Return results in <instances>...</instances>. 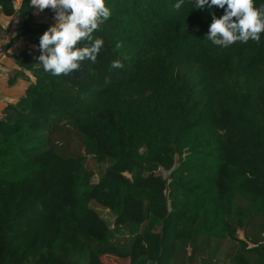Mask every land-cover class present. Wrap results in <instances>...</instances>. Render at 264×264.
<instances>
[{
	"label": "trees",
	"instance_id": "1",
	"mask_svg": "<svg viewBox=\"0 0 264 264\" xmlns=\"http://www.w3.org/2000/svg\"><path fill=\"white\" fill-rule=\"evenodd\" d=\"M176 2L106 0L95 63L53 76L52 11L0 0L21 20L2 52L25 43L0 110V264H264V33L215 46L207 7Z\"/></svg>",
	"mask_w": 264,
	"mask_h": 264
},
{
	"label": "clouds",
	"instance_id": "2",
	"mask_svg": "<svg viewBox=\"0 0 264 264\" xmlns=\"http://www.w3.org/2000/svg\"><path fill=\"white\" fill-rule=\"evenodd\" d=\"M184 0H177L180 9ZM195 10H209L207 40L215 46L228 48L234 43L259 42L264 33V2L257 7L255 0H193ZM34 12L49 9L54 23L39 36L36 58L45 72L53 76L67 75L80 67L85 59L95 63L103 40L94 37L99 25L111 16L106 0H29ZM223 10L217 17L213 8ZM80 46H77V45ZM117 48L121 45L117 43ZM113 61L112 67H120Z\"/></svg>",
	"mask_w": 264,
	"mask_h": 264
},
{
	"label": "crops",
	"instance_id": "3",
	"mask_svg": "<svg viewBox=\"0 0 264 264\" xmlns=\"http://www.w3.org/2000/svg\"><path fill=\"white\" fill-rule=\"evenodd\" d=\"M9 20V19H8ZM19 19H16L15 22H18ZM0 23L5 27V31L4 33L6 34L5 39L4 38H0V56L2 54H6L2 52V49L4 46L9 45L10 41L12 38H14L15 32L17 27L19 26L20 22L17 23V25L15 26V28H12V23H14L13 21H10V25L9 27L6 26L4 24L3 21H0ZM10 40V41H9ZM25 46L24 41L18 40L16 41L12 46H10V48L8 49V56H6V59L1 60L0 59V79L3 80V82L5 83V85L7 86L8 89H12L14 91V94H10L9 98H6L7 103H13L16 101V99L21 95V92H19L18 90V85L14 84V80L11 78L12 74L16 71L19 70L18 66L15 63V60L13 59V55L17 54L20 50H22L23 48H18L21 45ZM7 55V54H6ZM3 88L1 87L0 84V95L2 94ZM1 105L0 106V110L6 105Z\"/></svg>",
	"mask_w": 264,
	"mask_h": 264
},
{
	"label": "rangeland",
	"instance_id": "4",
	"mask_svg": "<svg viewBox=\"0 0 264 264\" xmlns=\"http://www.w3.org/2000/svg\"><path fill=\"white\" fill-rule=\"evenodd\" d=\"M9 19V20H8ZM16 19H19L18 22H15ZM0 21H3L4 24L6 26L9 27V25L11 24L10 21L14 22L12 23V28H15V26L17 25V23H21V20L19 17L15 16V17H12V18H8L6 16H4L1 12H0ZM0 36L2 38L5 39V36L6 34L5 33H1ZM15 36V35H14ZM10 41V40H9ZM24 45L22 44L21 46H19L18 48H23ZM0 84H1V87L3 88V91H2V94L0 95V106L1 105H4L7 103V99L6 98H9V95L10 94H14V91L12 89H8L7 86L5 85V83L3 82V80L0 79ZM94 208H96V210L101 214V216L108 222H113V217L112 215L107 211V210H104V209H101L97 206L94 205ZM105 262L108 263V264H129V262L127 260H120V259H116L114 257H108V258H105Z\"/></svg>",
	"mask_w": 264,
	"mask_h": 264
},
{
	"label": "built area",
	"instance_id": "5",
	"mask_svg": "<svg viewBox=\"0 0 264 264\" xmlns=\"http://www.w3.org/2000/svg\"><path fill=\"white\" fill-rule=\"evenodd\" d=\"M1 30V29H0ZM2 32L0 31V34H1ZM0 59L1 60H3V59H6V54H2L1 56H0Z\"/></svg>",
	"mask_w": 264,
	"mask_h": 264
}]
</instances>
